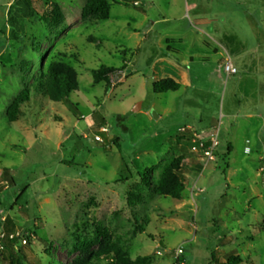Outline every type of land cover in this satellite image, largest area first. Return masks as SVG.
I'll return each instance as SVG.
<instances>
[{
	"label": "rangeland",
	"instance_id": "1",
	"mask_svg": "<svg viewBox=\"0 0 264 264\" xmlns=\"http://www.w3.org/2000/svg\"><path fill=\"white\" fill-rule=\"evenodd\" d=\"M13 1L0 0L3 255L70 264L82 257L76 239L101 225L132 261L264 264V0H108L104 21L81 17L86 0H30L18 41L9 38ZM51 4L58 26L40 19ZM52 61L78 74L77 92L58 105L33 89ZM104 66L116 70L108 90L94 83ZM165 78L179 91L154 94ZM25 87L31 102L9 123ZM176 157L187 171L181 199L151 193L143 175L156 185Z\"/></svg>",
	"mask_w": 264,
	"mask_h": 264
},
{
	"label": "trees",
	"instance_id": "2",
	"mask_svg": "<svg viewBox=\"0 0 264 264\" xmlns=\"http://www.w3.org/2000/svg\"><path fill=\"white\" fill-rule=\"evenodd\" d=\"M125 6H128V4ZM110 10L111 6L108 0H86L81 17L83 19L96 17L104 21L109 18ZM32 15L33 10L30 0L13 1L8 11V22L11 26L10 39L18 41L19 33L24 29L23 21ZM40 19L52 26L60 25L63 20L60 7L56 4H51L49 10ZM115 72L116 70L109 66H104L97 71H93L94 83L104 82L108 90L109 77ZM41 75L42 79L35 81L33 84L35 95L37 98H43L54 105L69 101L71 95L78 90V74L69 64L61 61H52L42 70ZM152 88L154 94L161 95L167 92L179 91L180 84L170 78H165L154 82ZM30 100V90L28 87H25L6 109L7 121L9 123L16 122L23 115L21 107L29 105ZM102 124L98 125L99 129L103 128ZM8 175V170L3 168V179H7ZM186 175L187 171L183 165L182 157H176L163 166L156 185L150 183L148 171L143 175L142 181L150 189L151 193L160 197L180 200L185 190ZM131 198L132 200L138 199L134 196ZM8 246L9 244H6L5 240L0 239V256L9 264H24L22 259L17 256L13 257L11 253H9L8 257L3 255L4 251H8ZM96 248L97 251L93 252ZM72 252L79 253L82 257L75 259L70 264H94L93 261L95 260L98 263L101 257L106 259V264H147L149 261V258H137L135 261H132L123 246L118 242H112L108 231L101 225L96 226L95 233L90 239H76ZM239 263H241L239 257H231L226 264Z\"/></svg>",
	"mask_w": 264,
	"mask_h": 264
},
{
	"label": "built area",
	"instance_id": "3",
	"mask_svg": "<svg viewBox=\"0 0 264 264\" xmlns=\"http://www.w3.org/2000/svg\"><path fill=\"white\" fill-rule=\"evenodd\" d=\"M222 68H223V72L226 74L227 77L231 76V75H234L236 74V70L233 68L232 64H231V61L230 59L227 57L224 62H223V65H222ZM95 141H100V139L98 137H95L94 139ZM211 146L208 147V149L205 151L204 155L207 159V163L209 164L211 161L214 160V157H213V152L216 148V140H215V137L211 139ZM246 144H248V141L246 142ZM244 153H249V149L247 147L244 148ZM183 254V249L182 247L178 248L176 251H175V256H176V259H179V257Z\"/></svg>",
	"mask_w": 264,
	"mask_h": 264
},
{
	"label": "crops",
	"instance_id": "4",
	"mask_svg": "<svg viewBox=\"0 0 264 264\" xmlns=\"http://www.w3.org/2000/svg\"><path fill=\"white\" fill-rule=\"evenodd\" d=\"M208 136L211 138L212 137V134H208ZM249 153H250V151H249Z\"/></svg>",
	"mask_w": 264,
	"mask_h": 264
}]
</instances>
